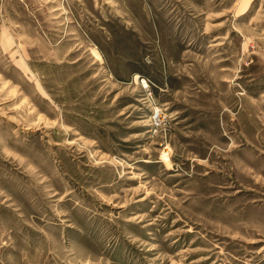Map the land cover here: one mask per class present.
Returning <instances> with one entry per match:
<instances>
[{
    "label": "rangeland",
    "instance_id": "obj_1",
    "mask_svg": "<svg viewBox=\"0 0 264 264\" xmlns=\"http://www.w3.org/2000/svg\"><path fill=\"white\" fill-rule=\"evenodd\" d=\"M0 264H264V0H0Z\"/></svg>",
    "mask_w": 264,
    "mask_h": 264
},
{
    "label": "bare ground",
    "instance_id": "obj_2",
    "mask_svg": "<svg viewBox=\"0 0 264 264\" xmlns=\"http://www.w3.org/2000/svg\"><path fill=\"white\" fill-rule=\"evenodd\" d=\"M144 83H145V82H144ZM162 158H163V161H164V162H167V161H168V158H167V156H166L165 154L162 155Z\"/></svg>",
    "mask_w": 264,
    "mask_h": 264
}]
</instances>
